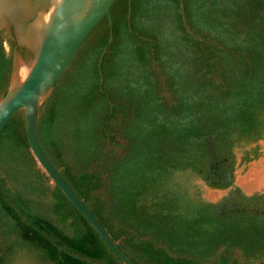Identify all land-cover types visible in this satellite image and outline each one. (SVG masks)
<instances>
[{
  "label": "trees",
  "instance_id": "16d2710c",
  "mask_svg": "<svg viewBox=\"0 0 264 264\" xmlns=\"http://www.w3.org/2000/svg\"><path fill=\"white\" fill-rule=\"evenodd\" d=\"M116 0L41 108L40 146L144 264H264V191L217 202L264 138V0ZM10 44L7 50L6 42ZM14 42L0 29V97ZM102 57L101 65H99ZM103 78V79H102ZM127 264L43 171L25 109L0 134V264Z\"/></svg>",
  "mask_w": 264,
  "mask_h": 264
},
{
  "label": "water",
  "instance_id": "95a60500",
  "mask_svg": "<svg viewBox=\"0 0 264 264\" xmlns=\"http://www.w3.org/2000/svg\"><path fill=\"white\" fill-rule=\"evenodd\" d=\"M115 1L0 0V13L25 10V15L18 22L0 20V29L4 31L7 39L14 42L10 83L6 94L0 97V134L14 113L24 108L31 151L40 168L51 177L53 184L60 186L124 262L144 264L134 261L119 247L101 221L63 179L42 150L37 136V123L43 104L69 67L82 43L105 16L109 17L111 28L110 38L104 47L103 55L111 43L113 24L110 10ZM181 6L185 25L197 36L188 23L184 0H181ZM47 14L48 19L43 20V23L45 21L44 24L42 23L43 26H39L38 21ZM6 46L7 50H10L8 41ZM101 62L102 57L99 65ZM213 185L222 187L224 194H227L232 187L215 183ZM221 199L222 195H219L210 201L217 202Z\"/></svg>",
  "mask_w": 264,
  "mask_h": 264
},
{
  "label": "rangeland",
  "instance_id": "374dc122",
  "mask_svg": "<svg viewBox=\"0 0 264 264\" xmlns=\"http://www.w3.org/2000/svg\"><path fill=\"white\" fill-rule=\"evenodd\" d=\"M258 145L260 148V154L258 157L250 160L245 161L243 159L244 150L246 148H249L251 146H244V147H237L236 148V155H237V164L234 170L231 171V179L232 185H238L244 189V191L248 192H254L259 190H264V138L259 139L257 142L253 143V145ZM255 169V177L251 175V170ZM252 177V182H256L257 180L261 181L263 183L259 186H256L252 189H249L247 186L244 185V183L241 180H246L248 177ZM245 178V179H244ZM196 184L199 185V188L202 192L203 197H205L208 200L214 199L218 197L219 195H222V197L226 194H224V189L220 186H215L213 183L220 185L217 181L209 182L206 179H203L201 177L195 178ZM258 184V183H257ZM223 186V185H222ZM255 186V185H253ZM20 264H26V262H21Z\"/></svg>",
  "mask_w": 264,
  "mask_h": 264
},
{
  "label": "bare ground",
  "instance_id": "6f19581e",
  "mask_svg": "<svg viewBox=\"0 0 264 264\" xmlns=\"http://www.w3.org/2000/svg\"><path fill=\"white\" fill-rule=\"evenodd\" d=\"M25 15V10H23V9H18V10H12V11H6V12H1L0 13V20L1 21H20L21 20V18L23 17ZM48 14H47V16L45 15L44 17H41V19L38 21V23H39V26H43V24L45 23V21H46V19H48ZM43 20H45L44 21V23H43ZM43 23V24H42ZM42 24V25H41ZM255 169H253V170H251V175H252V177L254 176L255 177ZM252 177H248V178H246L247 179V181L246 180H241L243 183H244V185L245 186H247L249 189H252V188H254V187H256V186H259L260 184H262L263 185V183L261 182V181H259V180H257L256 182H252L251 180H252ZM245 179V178H244ZM258 183V184H257ZM253 185H255V186H253Z\"/></svg>",
  "mask_w": 264,
  "mask_h": 264
},
{
  "label": "flooded vegetation",
  "instance_id": "af4514ba",
  "mask_svg": "<svg viewBox=\"0 0 264 264\" xmlns=\"http://www.w3.org/2000/svg\"><path fill=\"white\" fill-rule=\"evenodd\" d=\"M230 176H231V172H230ZM208 181V180H207ZM210 182V181H209ZM221 185V184H220ZM233 186V185H232ZM264 191V190H263Z\"/></svg>",
  "mask_w": 264,
  "mask_h": 264
}]
</instances>
